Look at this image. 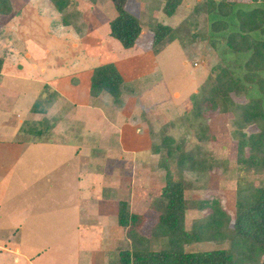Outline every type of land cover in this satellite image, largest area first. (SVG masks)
Segmentation results:
<instances>
[{"label":"rangeland","instance_id":"374dc122","mask_svg":"<svg viewBox=\"0 0 264 264\" xmlns=\"http://www.w3.org/2000/svg\"><path fill=\"white\" fill-rule=\"evenodd\" d=\"M10 1L13 11L0 19V45L7 47L6 72L21 73L20 75L30 83L26 85L25 92L19 90V93H15L17 101L13 102L11 97L10 103L1 106L6 110L3 117L0 113V145L10 140L18 143L19 138L23 139L22 135L32 138L37 133L45 131L52 121L45 116L43 117L45 122L33 120L21 122L29 111L28 104L38 105L36 111L39 108L49 113L50 109H53L58 117L63 110L64 115L69 107L62 106L61 109L56 103V100L62 97L60 90L66 92L78 83L82 86L87 85L89 80L81 74L82 71L96 68L112 58L111 62H116L115 65L126 79L124 93L121 100L116 102L107 92L92 94L89 84L90 94L93 98L96 97L94 102L96 108L90 106L89 111L92 114L87 115L89 120H86L87 128L84 135L88 134L89 129L92 141L97 140L90 128L95 123L104 137L101 139L102 148L99 149L98 155L93 153V147H84L83 150L88 154L83 151L85 154L80 153L78 158L86 159L88 155V161L95 166L90 167V176L88 173L83 174L85 187L93 185V175L97 174L98 168L107 176L121 180L118 192L117 189L112 192V201L116 206L120 207L123 201L128 203L130 212L150 213L147 215L149 218L139 225L137 232L139 236L147 239L143 242L144 247L159 250L165 248L167 244V238L153 233V227L157 219L160 195L167 183L165 175L169 171L175 180L184 184L188 229L207 219L211 213L210 209L199 207L200 201L219 200L222 207L234 218L239 188L264 186V164L246 170L245 165L239 163L238 143L241 138L239 132L244 131L249 136L260 131L259 122L240 125L241 105L248 103L249 98L245 95L230 94L235 105L227 113L214 112L204 104L201 121L196 123L197 127L192 126L190 122L196 120L191 95L205 87L210 90L206 86V81L214 66L218 67V71L228 68L227 66H234L240 69L241 77L246 73L244 57L236 60L230 54L224 53L229 34H221L213 28V7L210 2L182 0L174 15L169 16L165 12L168 0H127V10L140 19L143 30L134 50L116 51L103 33L106 24L109 31V21L117 15L112 0H70L63 12L51 0ZM228 1L248 4L251 8L264 7L263 3H254L252 0ZM63 17L67 18L69 25H65ZM158 24L169 26L173 31L156 50L153 44L154 30ZM94 32L97 34L95 37ZM254 35H258L257 32ZM109 38L113 39L110 34ZM109 56L111 58L104 59ZM28 71L32 73L31 76L26 75ZM1 79L3 81L0 76ZM5 81L13 83L14 79L6 78ZM35 81L39 91L31 90ZM255 90L257 92V89ZM9 94L15 97L14 93ZM63 102L68 104L66 98H63ZM223 103L219 98V104L222 106ZM93 114L97 119L94 122L91 120ZM106 120L107 123L113 121V127L107 130ZM53 121L55 123L56 119ZM74 122L73 131L71 125L68 129V132L75 135L72 143L83 141L86 146V139L76 137H82L80 135L82 128L76 121ZM206 122L209 124L211 134L201 138L199 136L202 133L201 127L204 130ZM121 124L125 125L128 134L137 135L135 145H130L126 139L121 140L122 136L119 133L123 129ZM97 127L94 128L95 131ZM116 127L119 131H115ZM125 134L121 132V135ZM167 136L176 139L170 147L174 148L182 142L184 151L196 150V156L207 157L212 167L204 172L191 171L188 168L184 170L179 167L176 158L171 161L168 158V168H162L160 161L162 157L163 159L168 157L169 146L160 154L155 153L151 147L159 146ZM31 140L38 142L39 138L34 137ZM40 143L41 141L38 142ZM35 148L36 146H32L26 149L28 153L26 158L27 160L32 158V165L30 163L24 168L23 160L18 168L12 167L9 177H2L3 180L0 181L6 184L8 178L12 179L11 181L15 180L13 178L24 179V176L28 178L29 176L25 174L30 173L29 171L33 175L34 171H38L39 177L42 162L51 166L49 162L44 161L52 155L36 153ZM249 154L250 148L246 152L247 156ZM70 162L73 163L70 160L66 164L68 166L66 170L54 167V171L47 175L46 178L56 180L51 182L56 186L49 189L48 193H51L48 199L39 195L44 190L40 184L38 187L27 188L18 183L8 188L9 193L6 194L5 200L3 195L0 196V202H3V208L0 210V244L4 248L0 264H14L17 248L19 253L34 255L35 264H90L85 261L86 258L90 259V251L81 255V251H78V241L76 249L75 240L82 238L80 242L85 245L89 239L94 241L95 237L99 239L101 233L94 235L90 226L82 237L78 236L77 226L80 225V221L77 216L78 214L80 216V213L73 202L75 200L66 197L63 201L61 198L59 189L68 182L60 184V181L73 175ZM72 168L77 174L76 165ZM45 180L39 177V183ZM77 188L78 183L74 181L70 187L73 196H84L87 189L76 191ZM109 188L110 185L107 186V193H110ZM86 207L84 204V208ZM140 243L137 237H132L130 245L123 241L115 249L110 250L115 244L111 245L109 249L111 264H119V250L133 249ZM228 246V241L224 244L202 241L185 245L184 248L187 252H204ZM103 253L105 252L95 251L94 256L99 259L96 264H102ZM18 264L27 262L23 258Z\"/></svg>","mask_w":264,"mask_h":264},{"label":"trees","instance_id":"16d2710c","mask_svg":"<svg viewBox=\"0 0 264 264\" xmlns=\"http://www.w3.org/2000/svg\"><path fill=\"white\" fill-rule=\"evenodd\" d=\"M51 1L63 12L70 0ZM112 1L117 15L110 21L111 35L125 48H132L142 34L141 21L127 10V0ZM181 1L168 0L165 7L167 15L173 16ZM207 1L213 7V28L221 34H229L224 53L230 54L236 60L244 57L246 73L241 77L240 69L234 66H227L228 68L219 71L214 66L206 81L210 90L205 87L191 95L196 120L190 122L192 126H196L201 121L204 104L214 112L227 113L235 105L230 94L249 98L248 103L241 105L242 120L239 122L240 125L259 122L260 131L249 136L240 131L238 153L239 163L245 165L246 170H251L258 164H264V7L255 9L248 7V4L228 0ZM252 1L264 4V0ZM12 11L10 0H0V19ZM62 21L65 25L70 24L66 17ZM172 31L169 26L157 25L153 43L156 50ZM256 32L258 35H254ZM6 55L7 47L0 45V72L6 62ZM213 80L215 81L212 83ZM125 84L124 77L114 63L100 65L93 71L91 89L94 95L107 92L118 102L124 93ZM219 98L224 102L222 106ZM201 129V138L211 134L209 124L204 130L202 127ZM173 142L176 139L167 136L159 146L153 147L155 153L160 154L169 146L168 157H162L160 161L162 168H168V158L170 161L176 158L177 164L184 170L188 168L191 171L204 172L212 167L207 157L196 156V150L184 151L182 142L174 148L170 147ZM248 147L250 154L247 156ZM165 178L167 183L162 189L160 204L158 200L157 219L153 227V233L167 238L165 248L155 250L143 246L147 239L139 236L137 232L145 216L130 212L128 203L122 202L119 223L128 229L130 238L137 237L141 243L133 249L120 251L119 264H264V186L239 188L234 218L222 207L219 200L200 201L199 207L210 209L211 213L207 219L188 229L184 184L175 180L170 171ZM202 241H215L220 244L228 241L229 246L204 252L185 251V245Z\"/></svg>","mask_w":264,"mask_h":264},{"label":"crops","instance_id":"0c3cea01","mask_svg":"<svg viewBox=\"0 0 264 264\" xmlns=\"http://www.w3.org/2000/svg\"><path fill=\"white\" fill-rule=\"evenodd\" d=\"M113 2V1H112ZM127 8V7H126ZM111 21V20H110ZM110 21H109V31L107 29V24L105 25V29L103 30L104 36L105 38L112 43V45L116 48L117 50H134L135 46L138 44L136 43L134 47L132 48H125L122 43L116 39L115 37H113L111 35V29H110ZM109 34L113 37L112 42L109 38ZM93 36H97V34L94 32ZM93 38V37H92ZM101 39V38H100ZM93 41L95 44H97V41L93 38ZM102 44H104V42L102 41ZM101 44V45H102ZM99 45V46H101ZM98 46V47H99ZM98 51V50H96ZM92 52V51H89ZM99 52V51H98ZM96 57V56H95ZM111 58V56L106 57L104 59H109ZM103 59V60H104ZM112 59V58H111ZM111 59H109L108 61L103 62L101 65L106 64V63H112ZM115 62V61H114ZM113 62V63H114ZM116 64V62L114 63ZM117 65V64H116ZM117 67V66H116ZM95 68H87L84 69L82 71V75L86 76L88 81L87 85H81V84H77L74 85V87L69 88L66 92L61 91V98L56 100V103L58 105H60V108L63 109L62 106L66 107L68 105L69 110L67 113H65L63 115V110H61V114L58 117V115H56V111L53 109H50V112H43L42 110H40L38 108V110L36 111L35 108L38 107V105L35 104H31L29 103V108L26 112L25 118L21 119V122L24 121H37V122H45V120H43V117L45 116V118L50 119L52 121H50V123L48 124V127L45 129V131H43L42 133H37L36 135H34L32 138H39L38 142L41 141L40 144H38V142L31 140L32 138L27 137V135H22V138H19V142H15V140H10V142H6V144L0 145V180H3L2 177L8 176L9 177V173L10 171L13 169L12 167L18 168L19 166L22 165L23 160H24V168L28 167V164H30L32 162V158H29L27 160V156L28 153H26V149L32 146H36V148L34 150H36V153H40V154H45V153H49L51 154V158L45 160L44 162H49L51 164V166H48L45 163H41L40 165V169H39V177L40 179L45 178L46 180L43 182L39 183V177H38V171H34L35 175H33L31 173V171H29L30 173L25 174L26 176H29L28 178L24 176V179H16L13 178L15 180L11 181L12 179L7 180L6 184H4L3 181H0V196H4V200L6 198V194L9 193V187L11 186H16L18 185H23L26 186L27 188L29 187H38L39 184L41 185V187H44V190L39 194L40 196H44L48 199L49 195L51 192L48 193L49 189L51 188V186H56L55 184L52 185L51 182H54L56 180L51 179V178H46L47 175H50L51 171H54V167H59V169H63L66 170L68 166H66V164L69 163L70 160L73 161L70 162L71 166L70 168L71 173L73 175L71 176H67L60 181L61 183H67L66 185H62V188L59 189L60 194L62 195L61 198L64 201L66 199V197H68V199L71 200H75L73 201L79 211L78 213H80V216L78 214L77 219L80 221L77 227H78V236L82 237L86 230L91 226V232H94V235H97L98 232L101 233L100 238L98 239V237L96 238V241H94L93 239H89L91 241L86 242L87 244L83 245V243L80 242V240L82 238H78L75 240L76 242V249L78 247V251H81V255L84 253H88V251H90V255L89 256V260L88 258L85 259L86 262H89L90 264H96L97 260H99L96 256H94L95 251H103L105 253H103V257L101 260L102 264H111L110 262V258H111V253L109 252V249L111 248V245L115 244L114 247H112L113 250L115 249V247H117V245L119 243H124L125 244H129L130 238L128 236V229L123 227L120 223H119V212H120V208H121V203H120V207L116 206L112 201L113 197L112 194L114 193V189H117L118 192V188H119V183H120V179H116L113 177H109L107 176L106 173H103L102 171H99V169L97 168V174H94V180H93V185L91 186H86L83 185V174H89L90 171V167L94 168V164H92L91 162L88 161V155L86 157V159H84L83 157H79L78 155L80 153L82 154H88L85 150H83L84 147L90 148L93 147V153L94 154H99L100 151L99 149L102 148L101 145V141L103 140L102 138L104 137L103 135L101 136V131L99 129V127L96 126V124L94 123V125H91L90 128H92L91 130L94 131V138H96V141H100L97 142L96 141H92V137L89 136L90 134V130L87 129L88 134L85 136L84 133L86 131L87 128V121L89 119H87V115H91L92 113H90V106L95 107L96 105L94 104L96 97L93 98V96L90 94V85L91 84V78L93 75V71ZM21 73H14L13 71H11L10 73L6 72V67L4 64L3 69L0 72V76L3 78L0 80V113H2L1 117H3L5 115V108L1 107L6 106L7 103H10L9 99L12 97L13 98V102L14 100L17 101V96L15 93H19V90H23V92H25L26 90V85L28 83H30L29 80L24 79L21 75ZM28 76H31L32 73L30 71L27 72ZM6 78H10V79H14L13 83H8L5 81ZM125 79V78H124ZM126 80V79H125ZM18 82V83H17ZM22 82V83H21ZM8 84V85H7ZM79 89L81 90L79 92ZM85 89V91H84ZM29 90V89H27ZM31 90H35V91H39L38 89V84L37 81H35L34 86L32 87ZM9 92H12L15 94L14 96H10ZM80 94V96H79ZM57 96V95H56ZM63 98H66L68 101L67 103L63 102ZM80 101V102H79ZM79 102V103H78ZM78 103V105L76 104ZM71 104V105H70ZM26 104H23V106H25ZM77 105V106H76ZM75 107H78L77 109H75ZM120 114V113H118ZM125 115V114H124ZM94 116V114H93ZM55 123L53 120H55ZM4 120L6 121L7 119L4 118ZM87 120V121H86ZM93 122L96 121V117H92L91 119ZM104 120V119H103ZM76 121L78 123V125L82 128L81 130V136H76L77 138H84L86 139V146L84 145V142L81 141L77 144H73V140L75 138V135H73V132L70 133L68 132V129L71 125L72 131H73V124H75ZM122 122V121H121ZM106 123V130L109 127H113V121H105ZM122 125V124H121ZM101 126V125H98ZM128 126V125H127ZM95 127H97V130L95 131ZM123 129V133L125 132L126 134L123 136L121 135L122 131L116 130L115 131H119L121 140H127L128 143L130 145H135L134 141L135 138L137 137V135L134 136L133 133L128 134L129 132L125 131V125H122ZM21 129V127H20ZM84 130V132H83ZM42 131V130H41ZM39 131V132H41ZM98 132V136H96V133ZM113 132V131H112ZM128 134V135H127ZM127 136V137H126ZM89 137L91 139H89ZM102 139V140H101ZM96 143V144H95ZM123 148V147H121ZM130 149V148H129ZM151 149H153L151 147ZM85 153H84V152ZM131 151H136V150H131ZM92 152H90V154H93ZM96 155V156H97ZM93 156V155H92ZM74 157V158H73ZM76 160V161H75ZM86 161V162H85ZM13 162V164H12ZM33 163H31L30 165H32ZM76 167L77 169V174H75L74 169L72 167ZM100 165V163H99ZM31 170V169H30ZM12 172V171H11ZM43 176V177H42ZM90 176V174H89ZM72 178V179H71ZM70 181V182H69ZM72 181V182H71ZM76 181L78 183V188L76 189V191H80L83 190V188H86L87 191L85 192L84 196H73L70 187L73 185V182ZM47 184V185H46ZM58 185V184H57ZM110 185V193H107V186ZM116 186V187H115ZM101 187V189H100ZM113 192V193H112ZM116 192V193H117ZM48 193V194H47ZM14 196V195H12ZM91 196V198H90ZM55 200H57L58 198H54ZM123 202V201H122ZM36 204V202H35ZM34 204V206H35ZM84 204H86V208H84ZM3 208V202H0V210ZM20 208V206H19ZM58 211V208H57ZM133 213V212H132ZM139 214V213H137ZM142 216H145V220H147L149 217H147V215H150L149 212H145L143 214H139ZM124 233V234H123ZM127 235V238H126ZM77 241H78V246H77ZM130 245V244H129ZM128 249V248H126ZM0 257L3 258V254L2 252L4 251L3 246L0 244ZM15 261L14 264H18L21 263V260L24 258L27 262V264H35L33 257L34 255H24L22 253H19L18 248L15 250ZM120 251L118 253V258H120ZM40 254V252H39Z\"/></svg>","mask_w":264,"mask_h":264}]
</instances>
